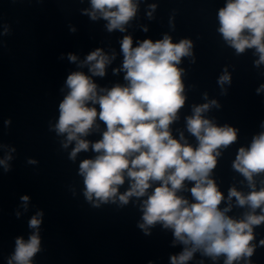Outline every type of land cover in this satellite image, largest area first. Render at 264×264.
<instances>
[{
  "label": "clouds",
  "instance_id": "clouds-1",
  "mask_svg": "<svg viewBox=\"0 0 264 264\" xmlns=\"http://www.w3.org/2000/svg\"><path fill=\"white\" fill-rule=\"evenodd\" d=\"M91 6L90 11L85 10L86 14L93 20L98 14L107 20L109 32L125 31V25L137 12L134 0H91ZM150 7L155 10L156 5ZM151 14L148 13L150 17ZM218 20V31L237 54L255 48L259 56L256 66L264 64V0H227L218 11ZM120 43L124 56L121 70L128 83L98 89L91 76L76 71L68 75L69 91L59 104L55 130L58 135L66 134L63 147L75 142L69 158L75 160L78 153L89 150L90 144L97 154L94 159L80 163L86 199L98 207L110 200L115 202L117 196L122 205L127 204L130 197L147 196L141 205L143 223L139 227L148 234L151 226L162 222L163 227L173 230L175 240L186 246L178 256L171 257V264H186L197 251L214 261L224 256V264L251 257L255 248L251 243L253 226L264 223V188L256 191L253 183V175L264 172V132L255 136L247 149L241 147L233 163L253 189L247 195L234 187L229 190V201L235 197L239 206L247 205L251 209L243 219H233L226 215L231 205L224 209L218 207L224 197L210 174L217 165L219 149L236 141L237 130L228 125L217 126L204 118L203 113L210 107H218L215 100L194 106L192 115L186 118L187 131L198 141L195 148L187 143L183 133L178 140L170 130L186 100L181 79L183 69L178 65L182 57L192 54V41L182 39L173 43L165 34L161 40L145 39L136 47L130 36H124ZM68 58L77 61L73 54ZM113 58L96 49L81 63L89 66L92 76L103 77L106 65ZM230 80L225 71L218 83L223 86ZM261 91L264 84L257 89L258 93ZM95 105H99V111ZM97 118L106 129L99 141L91 143L84 137L99 128ZM11 159L10 154L0 159L5 171L9 170ZM29 163L35 161L29 160ZM125 177L130 187L118 195ZM156 181L159 185L149 194L148 190ZM185 181L194 182L189 191L195 202L177 195ZM21 200L26 207L29 197L22 196ZM256 209H260L261 214L257 215ZM42 215L37 212L30 219L29 227L35 231L27 241L22 237L16 239L15 252L8 264H33V257L41 250ZM260 244L264 245V240ZM245 264L250 261L245 259Z\"/></svg>",
  "mask_w": 264,
  "mask_h": 264
}]
</instances>
